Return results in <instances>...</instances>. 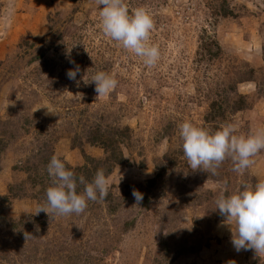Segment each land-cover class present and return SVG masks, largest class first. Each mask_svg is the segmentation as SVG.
Listing matches in <instances>:
<instances>
[{
	"label": "rangeland",
	"instance_id": "rangeland-1",
	"mask_svg": "<svg viewBox=\"0 0 264 264\" xmlns=\"http://www.w3.org/2000/svg\"><path fill=\"white\" fill-rule=\"evenodd\" d=\"M123 2L152 15L151 67L103 33L98 0H0V264H264L234 249L214 210L222 191L264 182V150L243 173L226 157L213 174L190 169L179 135L186 120L264 128V0ZM77 66L79 84L66 75ZM98 71L118 82L99 97L82 79ZM97 136L125 156L108 196L35 214L50 154L89 182L106 172Z\"/></svg>",
	"mask_w": 264,
	"mask_h": 264
},
{
	"label": "clouds",
	"instance_id": "clouds-1",
	"mask_svg": "<svg viewBox=\"0 0 264 264\" xmlns=\"http://www.w3.org/2000/svg\"><path fill=\"white\" fill-rule=\"evenodd\" d=\"M102 6L99 12L103 33L118 42L122 47L141 57L143 63L151 67L159 59L158 46L150 43L154 28L152 15L143 7L129 11L123 0H98ZM71 62V61H70ZM79 66L67 71L70 80H76ZM94 83L97 97L110 93L117 86V80L104 71L96 72L91 81ZM49 113H56L47 105ZM41 108V107H40ZM179 135L183 141V154L191 170H203L215 173L216 168L231 157L233 171L243 173L253 163L252 157L264 150V128L248 135L238 134L236 124L222 125L216 131L196 126L191 121L179 125ZM47 174L51 179L46 189V204L37 208L50 214H82L89 201L105 199L109 194L110 182L104 171L97 170L89 182L83 175H77L66 163L53 155L47 164ZM132 196L137 202L143 200V194L133 190ZM222 224L231 232L234 249L254 250L256 254L264 253V182L254 186L243 185L240 190L226 194L221 192L215 201Z\"/></svg>",
	"mask_w": 264,
	"mask_h": 264
},
{
	"label": "trees",
	"instance_id": "trees-1",
	"mask_svg": "<svg viewBox=\"0 0 264 264\" xmlns=\"http://www.w3.org/2000/svg\"><path fill=\"white\" fill-rule=\"evenodd\" d=\"M218 45V48H220V45L219 44H217ZM100 137H102V136H100ZM108 140V141H107ZM107 140H102V139H100L99 138V136H97V138H95V141L96 142H98V141H100V144L99 145H101L106 151H107V153H109V154H107V157H106V159H105V161H107V163L109 164L108 165V169L106 170V172L104 171V173H105V175L106 174H108V173H111L112 172V170H113V168H114V166L116 165V164H121V163H123V161H124V154H123V152L120 150V152L119 153H116L115 152V150L113 151V150H109V147L111 146V145H113V143H117V138L115 139V140H110V139H107ZM2 141L0 140V143H1ZM115 147V146H114ZM53 155L52 154H50L48 157H46V158H44L43 160V162H48L50 159H51V157H52ZM85 158H86V160H87V163H88V159H89V156H85ZM93 160V159H92ZM88 165V164H87ZM87 165H84V166H80V167H78V169L80 170V169H82L83 167H85V168H87L88 166ZM96 165V164H95ZM93 168H95V170H99L100 169V166H95V167H93ZM15 169H18L16 166H15ZM88 177H90V176H88ZM89 179H91V177L89 178ZM93 179V178H92ZM91 179V180H92ZM42 180V179H41ZM90 180V181H91ZM11 189V188H10ZM0 201L2 202V204L4 205V204H7L8 202H9V196H1L0 195ZM1 202H0V204H1Z\"/></svg>",
	"mask_w": 264,
	"mask_h": 264
}]
</instances>
